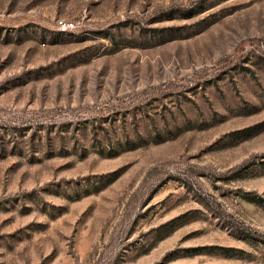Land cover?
Masks as SVG:
<instances>
[{
    "label": "rangeland",
    "instance_id": "1",
    "mask_svg": "<svg viewBox=\"0 0 264 264\" xmlns=\"http://www.w3.org/2000/svg\"><path fill=\"white\" fill-rule=\"evenodd\" d=\"M262 238L264 0H0V264H264Z\"/></svg>",
    "mask_w": 264,
    "mask_h": 264
},
{
    "label": "built area",
    "instance_id": "2",
    "mask_svg": "<svg viewBox=\"0 0 264 264\" xmlns=\"http://www.w3.org/2000/svg\"><path fill=\"white\" fill-rule=\"evenodd\" d=\"M56 27L60 31H67L75 26V21L73 19H68L62 16L56 17L55 19Z\"/></svg>",
    "mask_w": 264,
    "mask_h": 264
},
{
    "label": "trees",
    "instance_id": "3",
    "mask_svg": "<svg viewBox=\"0 0 264 264\" xmlns=\"http://www.w3.org/2000/svg\"><path fill=\"white\" fill-rule=\"evenodd\" d=\"M262 240L264 241V238H262Z\"/></svg>",
    "mask_w": 264,
    "mask_h": 264
}]
</instances>
